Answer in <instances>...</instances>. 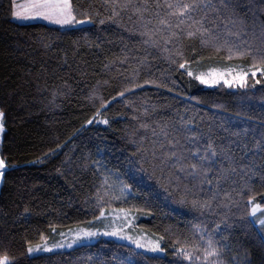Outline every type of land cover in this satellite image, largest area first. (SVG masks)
Returning <instances> with one entry per match:
<instances>
[{"label":"trees","instance_id":"trees-1","mask_svg":"<svg viewBox=\"0 0 264 264\" xmlns=\"http://www.w3.org/2000/svg\"><path fill=\"white\" fill-rule=\"evenodd\" d=\"M70 3L77 21L91 22L18 23L13 1L0 0V156L8 165L0 183V254L13 264H188L174 246L203 235L218 242L213 264H264V215L251 217L247 204L249 196L264 204V77L258 73L245 89L207 87L179 70L164 47L174 52L179 45L193 73L250 67L252 58L229 60L226 50L202 48L199 38L184 34L164 45L166 31L156 32L154 45L144 33L155 31L156 18L140 19L133 7H123L125 0ZM222 20L213 35L222 40L231 30L253 50L261 46L253 29L264 38L262 0H235ZM209 143L218 153L211 185L167 157L182 153L186 166L190 153L203 155ZM221 168L229 171L217 185ZM100 209L129 212V227L159 240L163 251L98 237L28 254L29 246L93 227Z\"/></svg>","mask_w":264,"mask_h":264},{"label":"snow or ice","instance_id":"snow-or-ice-1","mask_svg":"<svg viewBox=\"0 0 264 264\" xmlns=\"http://www.w3.org/2000/svg\"><path fill=\"white\" fill-rule=\"evenodd\" d=\"M230 5H235V0H140L138 5L135 4L133 0H125L123 7H133L135 14H137L140 19L144 18L145 13H150L156 18L157 27L155 31L144 33L149 36V39L154 45H159L160 43L159 40L154 38L156 32L164 33L166 31L167 35H161L164 45L172 44L174 39L179 40L181 34H184L189 39L199 38L202 48L211 47L217 53L222 49L226 50L229 60L234 57L243 58L245 56H250L252 58V64L247 71H237L234 68L223 71L210 69L207 73L195 75V79L199 80L201 84L215 85L223 82V84L229 88L238 87L245 89L249 87L247 83L249 74L252 77H256L257 73H259L261 77H264V41H262L260 47L253 50L250 44L240 39L241 34L239 32L228 30L222 40L218 35H213L214 31L220 26L218 21L223 23L222 13L229 9ZM31 7L32 15L24 18H43L61 25L91 22L90 20H76L70 0H33ZM116 14L117 13L113 12V15ZM13 15L20 17L21 13L14 12ZM100 23L103 24L104 21L101 20ZM225 28H227V25H225ZM233 37L235 40H240V43H236ZM175 49L176 50L172 52L169 48L164 47V51L169 52L172 63L177 65L179 70H185L189 77L194 76V73L189 70L191 67L190 61L185 57L180 46L176 45ZM196 55H198V53L194 49L193 57ZM226 77H230V79ZM260 82V80L255 81L257 84ZM252 86L254 87V85ZM125 91L128 90L126 89ZM120 95L123 96L124 92H121ZM101 107H104V105H101ZM4 115V112L0 110V131L4 130ZM97 115H99V112ZM92 122V120H89L87 123L91 124ZM100 122L108 124L107 119ZM144 127H146V125ZM160 132L161 135L167 139V130L162 127ZM188 139L196 140L198 137L194 135ZM169 143L171 144L172 142L169 141ZM172 147H175V144H173ZM52 151L54 154L55 150ZM190 155L193 157V161L186 166L184 164L186 158L182 153L178 154L177 151H171L167 154V157L173 159L175 163L180 166L181 171L187 170L188 174L193 178H201V183L213 184V179H209L208 177L212 173V165L216 162L215 158L218 156L217 150L209 143L203 155H201L198 150L192 151ZM7 167L6 158L0 156V170H4ZM228 171L229 169L226 168L220 169L219 174L215 176V183L217 185H219L220 180ZM231 171L234 172L235 169H231ZM3 174V171H0V176H3ZM123 191L124 189H121V192ZM214 198L215 196H213V199ZM193 204L194 206L198 205L200 208L210 207L209 201H194ZM247 204L251 205L249 210V215L251 217H256L258 213L264 215V204L257 203L255 196H249ZM100 215H104V209H100ZM259 224L264 227V219H260ZM98 234L100 233L84 231L80 235L83 237H93ZM80 235H78L77 239L80 238ZM103 235L118 236L123 239L131 240L138 248H148L153 252L163 251L160 247L159 240L145 245L141 243L140 240L125 235L120 228H115L111 232H104ZM160 239L163 238L161 237ZM200 240L204 241L202 255L198 254L201 251ZM217 243L218 242L214 241L211 237L205 240L204 236L200 235L199 240L194 241L192 245L181 246L179 248H175L174 246V251L178 257H181L183 261H187L188 264H213V258H218L220 255ZM71 246L72 245H68V247ZM56 247H63V245H56ZM39 250V245L35 248L32 246L27 248L29 254ZM45 250L52 251V249ZM0 264H13L6 252L0 254ZM217 264H219L218 259Z\"/></svg>","mask_w":264,"mask_h":264},{"label":"rangeland","instance_id":"rangeland-1","mask_svg":"<svg viewBox=\"0 0 264 264\" xmlns=\"http://www.w3.org/2000/svg\"><path fill=\"white\" fill-rule=\"evenodd\" d=\"M262 1L264 2V0H262ZM86 23L87 22L82 23V24H86ZM74 24L82 25L81 23H73L71 25H74ZM253 34H255L257 36V42L259 44H262V41H264V38H263V34H262L260 28L253 29ZM230 68H234L237 71H240V70L247 71V69L249 67L244 68V67L236 66V67L211 68V69H217V70L223 71V70L230 69ZM209 70L210 69L205 70V71L196 72V73H194V76L199 75L200 73H207V72H209ZM226 78L230 79V77H226ZM253 78L254 77H252L249 74V76L247 77V83H249V81L252 80ZM203 85L207 86V87L224 86L226 88H229L228 86L224 85L223 82H221L220 84H215V85H210V84H203ZM229 89L236 90V89H241V88L232 87ZM2 132L3 131H0V140H1ZM0 171H2V170H0ZM0 183H1V176H0ZM263 218H261V219H263ZM131 223H132V215L125 210L124 211L123 210H118V211L116 210V211L105 212L103 216L100 215L96 219L95 225L93 227H89V228L81 227V228H74V229L68 230L60 236V240H58L57 242H53V243L43 242V243L39 244L40 250L34 251L30 255H34V254H38V253L51 252V251H46L45 249H52V251L61 250V249H69V248L74 247L76 245H80V244L88 243V242H93L98 237L112 238V239H115L117 241H122L124 243L131 245L134 249H138V250L146 252V253H161L162 252V251L153 252V251H150L148 248H138L136 246V244L133 243L131 240L123 239V238L118 237V236L103 235L104 232H111L115 228H120L123 230L125 235L132 236L133 239H138L141 241V243H143L145 245L149 244L150 242H154L153 240L147 238L146 236L136 233L135 230L133 231L131 229V227H129V226H131ZM84 231L99 232L100 234L93 236V237H83L80 234ZM78 235H80L79 239H77ZM56 245H63V247H56ZM68 245H72V246L68 247ZM36 246H34L33 248H35Z\"/></svg>","mask_w":264,"mask_h":264},{"label":"crops","instance_id":"crops-1","mask_svg":"<svg viewBox=\"0 0 264 264\" xmlns=\"http://www.w3.org/2000/svg\"><path fill=\"white\" fill-rule=\"evenodd\" d=\"M12 1H13V4H12L11 16H12V19L18 23L41 22L47 25L59 26V27L71 25V24H65V25L56 24V23L50 22L49 20H46L43 18H24L26 16L32 15L31 6L33 3V0H12ZM14 12L21 13V16L20 17L14 16L13 15Z\"/></svg>","mask_w":264,"mask_h":264}]
</instances>
